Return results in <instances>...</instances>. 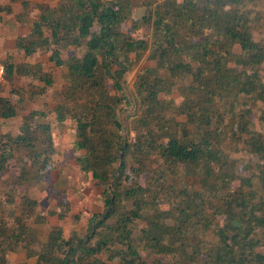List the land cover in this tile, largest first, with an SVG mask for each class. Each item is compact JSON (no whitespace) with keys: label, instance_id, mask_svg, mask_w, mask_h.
<instances>
[{"label":"trees","instance_id":"obj_1","mask_svg":"<svg viewBox=\"0 0 264 264\" xmlns=\"http://www.w3.org/2000/svg\"><path fill=\"white\" fill-rule=\"evenodd\" d=\"M58 1L16 41L26 59L47 51L66 68L58 103L22 113L54 85L52 73L39 61L2 64L11 97L0 84V121L22 123L0 135V178L15 160L14 186L25 193L12 224L0 217V264L17 246L35 264H264V133L252 130L249 106H264V42L255 39L264 0ZM10 14L0 5V22ZM69 49L83 54L65 59ZM144 60L155 66L140 71L131 99L125 79ZM132 102L124 125L122 105ZM51 118L75 129L78 169L103 211L83 234L56 227L43 242L32 223L46 216L26 191L42 186L59 154ZM257 120L264 125V109Z\"/></svg>","mask_w":264,"mask_h":264},{"label":"rangeland","instance_id":"obj_2","mask_svg":"<svg viewBox=\"0 0 264 264\" xmlns=\"http://www.w3.org/2000/svg\"><path fill=\"white\" fill-rule=\"evenodd\" d=\"M27 1L29 4L28 7H24L23 3L19 0L14 2L4 0L0 2V5L3 7L10 5L12 8V15L3 16L6 20V25L3 26L0 22V52L4 51L8 52V55L11 54L9 59L15 63H22L23 60H25L23 52L16 46V41L24 36H29L33 22H35V20L38 19L47 8H54L59 3L58 0ZM136 15L137 19H139L138 17L143 16V11H137ZM262 22L264 25V20ZM130 32L132 33L133 31L130 30ZM147 32L146 27H143L136 34L144 37ZM255 39L264 42V29L255 34ZM6 40H8L7 45L11 42V48L6 47ZM73 52L80 56L83 54V50L75 51L74 49H69L64 53L63 57L66 59L69 55L73 54ZM49 56L50 52L42 51L39 55L27 59L31 63L39 61L46 71L52 73L54 85L48 89L44 95H37L34 98H30L29 103H27L25 107L26 110H29L30 108H45L50 110L58 103L57 99H55L56 93H60L66 84L65 71L67 70L65 67L64 69L56 67L55 64L49 60ZM147 66L154 67L155 63L153 61L144 60L126 77L125 83L130 96L134 94V85L138 74ZM260 70L264 77V65L260 67ZM26 83L27 82H24V84ZM18 84L20 86L22 83L18 81ZM169 98L174 99L176 102L180 101L178 93L169 96ZM132 103L133 104L131 105L126 103L122 105V109H125V111L120 112V119L124 125L129 126V121L132 119L133 115L137 113V106L135 102ZM249 106L253 109V115L251 117L255 122L252 130L264 133V125L259 124L257 120V118L260 117L261 110L264 109V106L259 107L253 105V103H250ZM52 122L53 134L55 136V142L59 154L54 155L55 160L53 161V166L46 176L45 182L42 186L31 187L26 191L33 199H39L37 210L39 214L47 215V222L43 225L41 224L42 226L37 227V229L39 228L40 230V237L43 242L47 240L49 232L56 227L63 228L66 236L74 232L83 234L87 227L88 219L94 213L103 211L102 200L99 196L98 188L87 175L81 173L78 169L76 157L80 152L74 148L75 129H73L70 123L58 124L55 120ZM134 135L135 133L131 132V139L134 138ZM16 155L19 156L20 153H17ZM244 158L246 161L251 160L253 163L255 162V158L251 155H245ZM17 167V162L15 160L12 161L8 171L2 178H0V199H3L4 201L0 209V217L9 224H12L14 218L20 215L21 207L19 202L20 199L18 198L21 194L25 193L24 188L15 189L14 186L15 177L18 171ZM240 175L246 177L249 175V171H241ZM151 176L155 175H153L152 172L143 175L141 177L143 183H147ZM43 190L46 191L43 193ZM5 194L7 196H5ZM11 194L16 201L15 203H9L6 201L8 195ZM67 206H70L71 211L64 220H61L59 216L57 217L55 214L64 213ZM49 212H53L55 216L49 215ZM75 216H79V219L76 220ZM37 222L38 221H35V223L33 222L32 225L34 227L39 225L40 223ZM39 246L40 245L37 247ZM24 252L25 250H23L22 246H17L14 251L10 252L8 264H32L31 260L24 263L26 261ZM152 259H154V257ZM163 261H165V259H163ZM110 264H119V262L117 260Z\"/></svg>","mask_w":264,"mask_h":264},{"label":"crops","instance_id":"obj_3","mask_svg":"<svg viewBox=\"0 0 264 264\" xmlns=\"http://www.w3.org/2000/svg\"><path fill=\"white\" fill-rule=\"evenodd\" d=\"M10 15H12V14H10ZM5 16H8V15H5ZM2 25L3 26H5L6 25V20H5V18L3 17V20H2ZM4 32H5V30H4ZM8 34V33H7ZM7 41L8 40H6V42H5V45H6V47H8V48H11L12 47V44H11V42L7 45ZM11 44V45H10ZM17 46V45H16ZM11 55V54H10ZM10 55H8V52H0V60L2 61H0V84L1 85H3L4 86V92H2L1 93V95L2 96H9V97H11V95L9 94V92H10V90H11V88H10V86H9V84H7V82H6V80L4 79V76H5V74H4V68H3V63H4V61H6V60H8L9 59V56ZM25 60H23V62L25 61V62H29L26 58H24ZM15 63V62H14ZM17 64H19V63H17ZM56 66V65H55ZM57 67V66H56ZM59 68H62V69H64V66L63 67H59ZM66 72V71H65ZM51 87H49L48 89H50ZM47 89V90H48ZM40 109H45V108H40ZM24 112H26V109L25 110H23V113ZM52 121L54 120V118L53 119H51ZM22 123V115H20V116H18L17 118H13V119H9V120H6V121H4V120H1L0 121V135H5V134H8V133H10L11 131H12V129L16 126V125H19V124H21ZM56 148H57V145H56ZM46 190H43L42 192L44 193ZM47 198V197H46ZM37 201H38V203H39V199H36ZM49 215H54V213L53 214H50L49 213ZM55 215H57V217L59 216V214H55ZM54 215V216H55ZM44 216H46V221H45V223L47 222V215H44ZM44 224V223H43ZM42 224V225H43ZM42 225H36L35 227L37 228L38 226H42ZM61 228V227H60ZM63 229V228H62ZM38 230H39V228H38ZM63 231H64V229H63ZM24 250V249H23ZM9 256H10V253H9V255H8V259H9ZM24 256H25V252H24ZM25 259H26V257H25ZM29 260H31L32 261V264H35L36 262H37V259L36 258H30V259H26V261L24 262V263H27Z\"/></svg>","mask_w":264,"mask_h":264}]
</instances>
